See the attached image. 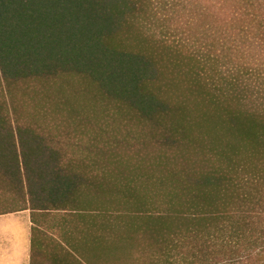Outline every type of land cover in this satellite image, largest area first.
I'll use <instances>...</instances> for the list:
<instances>
[{
	"label": "trees",
	"instance_id": "1",
	"mask_svg": "<svg viewBox=\"0 0 264 264\" xmlns=\"http://www.w3.org/2000/svg\"><path fill=\"white\" fill-rule=\"evenodd\" d=\"M221 1L225 23L199 0H0L9 105L19 83L91 86L88 106H57L65 134L0 103V214L115 203L143 217L163 197L162 221L183 222H160L157 244L183 235V264H264V0ZM164 248L148 263L178 264Z\"/></svg>",
	"mask_w": 264,
	"mask_h": 264
},
{
	"label": "rangeland",
	"instance_id": "2",
	"mask_svg": "<svg viewBox=\"0 0 264 264\" xmlns=\"http://www.w3.org/2000/svg\"><path fill=\"white\" fill-rule=\"evenodd\" d=\"M199 1L202 7L206 8L209 14L211 13L212 18L222 23L229 20L232 8L230 2ZM169 19H172L170 24L173 37L183 38V16ZM176 23L178 25L175 26ZM216 26L219 27L220 23ZM200 30L202 31L201 28H193L191 31L193 37L198 38ZM151 36L155 40L159 39L156 30ZM10 90L12 101L9 105L7 89L0 85V103L6 101L7 109L13 115L16 112L20 119L36 123L47 132L56 130L60 134H65L71 131V128L67 127V117L58 114L60 109L57 106L62 103H65L63 105L66 107H78L81 104L88 106L84 93L91 92V86L78 77H60L52 80L19 83L11 86ZM130 162L132 163L133 160ZM163 201L162 197L157 201L159 206L157 210H149L148 216L143 217L136 216L137 213L133 211L125 212L120 204L115 205V203H103V209L100 210L92 209L88 204L83 203V209L48 214L45 222L53 229L51 233L53 246L44 248L42 253L46 257L52 256L62 260V264H149L147 257H151V263L154 252H156L154 249L159 245L165 247V256L168 253L174 256L178 264H183V235L178 236L180 239L172 235L170 239L164 241L165 244H157L159 238H156L158 235L155 234V229L160 222L174 226L183 222L177 221V218L173 220L172 217L162 221L165 211ZM3 204L5 209H10L14 203L3 201ZM168 210H170L169 214L183 213L182 200L178 202L176 208ZM135 225L149 226L148 229L139 232L138 229L132 228ZM44 263L50 264L46 261Z\"/></svg>",
	"mask_w": 264,
	"mask_h": 264
},
{
	"label": "crops",
	"instance_id": "3",
	"mask_svg": "<svg viewBox=\"0 0 264 264\" xmlns=\"http://www.w3.org/2000/svg\"><path fill=\"white\" fill-rule=\"evenodd\" d=\"M45 221L33 220L29 210L0 214V264H62L42 253L53 246V229Z\"/></svg>",
	"mask_w": 264,
	"mask_h": 264
}]
</instances>
